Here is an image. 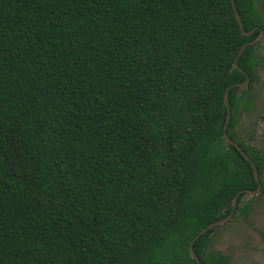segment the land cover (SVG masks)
Wrapping results in <instances>:
<instances>
[{
  "label": "trees",
  "instance_id": "1",
  "mask_svg": "<svg viewBox=\"0 0 264 264\" xmlns=\"http://www.w3.org/2000/svg\"><path fill=\"white\" fill-rule=\"evenodd\" d=\"M257 34L231 0H0V264H228L189 244L256 186L222 133Z\"/></svg>",
  "mask_w": 264,
  "mask_h": 264
},
{
  "label": "rangeland",
  "instance_id": "2",
  "mask_svg": "<svg viewBox=\"0 0 264 264\" xmlns=\"http://www.w3.org/2000/svg\"><path fill=\"white\" fill-rule=\"evenodd\" d=\"M259 12L264 16V0H257ZM252 84L254 94L251 107L237 117L236 132L247 143L264 148V67L258 68ZM257 118L252 127V121ZM263 190L253 199L247 216H236L216 228L209 250L223 254L229 264H264V172Z\"/></svg>",
  "mask_w": 264,
  "mask_h": 264
},
{
  "label": "flooded vegetation",
  "instance_id": "3",
  "mask_svg": "<svg viewBox=\"0 0 264 264\" xmlns=\"http://www.w3.org/2000/svg\"><path fill=\"white\" fill-rule=\"evenodd\" d=\"M252 2H253L254 10L256 11L257 15L259 16V21H257V24H255L253 26V28H251V30H249V31H251V33H252V31L255 28H257L258 34L255 36L254 39L248 41L247 43H251V44H254L255 45V54L258 57V61L255 64L254 74H253V78L252 79H251L250 75L239 66L240 69H238V70H240L242 73L245 74V79L243 81H241V82H236V83L233 84V86H236L237 87L236 94L238 96V99L235 102V109H234V112L233 113H232V109H231V106H230V103H229V107H230V117H229L227 123L224 122V124H225V132H226V127H227V125L229 123V120H230L231 116L233 115V123H232L231 129H230L231 132H232V137H230L227 133L226 134L231 138V140H233V143H230V145H233L234 148L250 163V167L252 169V172H253V175H254V179L256 181V186L254 188L241 189V190H239L237 192L238 193V197H237L236 206H235L234 210L232 211L230 217L225 222H229V221L233 220L238 215H240V216H247L250 213V210H251V206H252V202H253L254 197L256 195L260 194L262 192V190H263L262 175H263V172H264V148H260V147L254 145V144L247 143L242 138H239L238 135H237V132H236V123H237V117H238V115L242 111L243 112H246L249 108H252L253 110H255L254 107H251L252 99L254 98V94H253V92H251V88H252V84L254 83V81L257 78L256 75H257L258 68L264 67V16L258 10L257 0H252ZM247 43H244L245 46H246ZM247 76H248L249 80H248V83H247L246 87L241 88L239 90V83L244 82L246 80ZM226 113H227V109H226ZM259 117L261 119L262 118L264 119V116H262V115H260ZM225 119H226V116H225ZM256 121H257V118L255 117L254 121H252V127H254L253 125L256 123ZM243 146L250 148L252 151L253 150H258L260 152V154H261V156L263 158V163H262V167H261L260 173H258V171H257V169L255 167L254 161L251 159V157L249 156V154L243 149ZM243 152L246 155L243 154ZM252 164H253V166H252ZM255 172H256V176H257L258 179L255 176ZM258 186H259V188H258L257 192H255L252 195H249L244 200V202H243V204H246V207H247L246 209L247 210L246 211H242L240 209L236 210V207L238 205V198H239V196H241V197H242V195L244 196V194H245L246 191L255 190ZM231 210H232V207H231L229 213L231 212ZM212 239H213V237H212ZM226 260L228 261L227 258H226ZM228 264H229V262H228Z\"/></svg>",
  "mask_w": 264,
  "mask_h": 264
},
{
  "label": "water",
  "instance_id": "4",
  "mask_svg": "<svg viewBox=\"0 0 264 264\" xmlns=\"http://www.w3.org/2000/svg\"><path fill=\"white\" fill-rule=\"evenodd\" d=\"M231 6H232V9H233V12H234V16H235V18H236V20H237V22H238V24H239V26H240V29H241L242 34H243V35H249V34L251 33V31H245V30H244V28H243V24H242V21H241V18H240L239 12H238V10H237V8H236V5H235L234 0H231ZM244 47H245V44H243V45L241 46V48H240V50H239V52H238L236 58H235L234 61H233V66H232V68L240 69V67H239V65H238V63H237V58H238V56L241 54V52L243 51ZM248 80H249V78H248V76H247V78H246V80H245L244 82L239 83V90H240L241 88L246 87V85H247V83H248ZM224 104H225L226 109H227L226 119H225V123H227V121H228V119H229V117H230V107H229V99H228V88H227V89L225 90V92H224ZM223 137H224V139H225V141H226L227 144L233 143V140H231V138H230V137L226 134V132H225V124H224V127H223ZM236 146H237V145H236ZM243 154H245V153L243 152ZM245 155H246V154H245ZM246 157H247V156H246ZM252 166H253V164H252ZM255 176H256V172H255ZM256 178H257V176H256ZM257 179H258V178H257ZM258 188H259V186H258L255 190H249V191H246L245 194H244V196H243V200H245L249 195H252V194H254L255 192H257ZM237 197H238V193L233 197V200H232L231 204H228V205H227V206H231V207H232L231 212H230L227 216H225V217L219 219L218 221H215V222H213V223L208 224L207 226H205L204 228H202L197 234H195V236H194L193 239L191 240V242H190V244H189V251H190V254H191L192 258H194L195 261H196L197 263L199 262V259H198L197 255L195 254V252H194V250H193L192 243L194 242L195 239H197V238L199 237L200 234H202V233H203L204 231H206L207 229H209V228H211V227H213V226H215V227L217 228L220 224H222V223H224L225 221H227V219L230 217L232 211L234 210V208H235V206H236Z\"/></svg>",
  "mask_w": 264,
  "mask_h": 264
}]
</instances>
